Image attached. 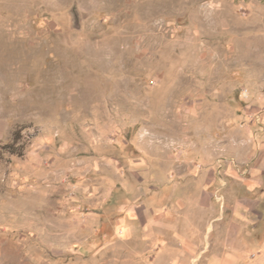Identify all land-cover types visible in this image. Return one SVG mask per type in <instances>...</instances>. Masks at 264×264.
I'll use <instances>...</instances> for the list:
<instances>
[{
	"label": "rangeland",
	"instance_id": "374dc122",
	"mask_svg": "<svg viewBox=\"0 0 264 264\" xmlns=\"http://www.w3.org/2000/svg\"><path fill=\"white\" fill-rule=\"evenodd\" d=\"M264 264V0H0V264Z\"/></svg>",
	"mask_w": 264,
	"mask_h": 264
},
{
	"label": "crops",
	"instance_id": "0c3cea01",
	"mask_svg": "<svg viewBox=\"0 0 264 264\" xmlns=\"http://www.w3.org/2000/svg\"><path fill=\"white\" fill-rule=\"evenodd\" d=\"M221 262H223L222 260L220 261H215V264H222Z\"/></svg>",
	"mask_w": 264,
	"mask_h": 264
}]
</instances>
